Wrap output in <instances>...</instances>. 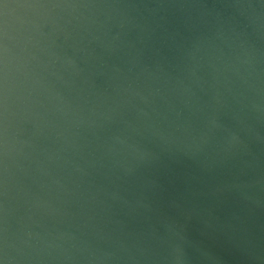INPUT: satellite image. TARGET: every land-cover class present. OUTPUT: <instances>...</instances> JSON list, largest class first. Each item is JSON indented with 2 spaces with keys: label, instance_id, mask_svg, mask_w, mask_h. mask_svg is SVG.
Returning a JSON list of instances; mask_svg holds the SVG:
<instances>
[{
  "label": "water",
  "instance_id": "water-1",
  "mask_svg": "<svg viewBox=\"0 0 264 264\" xmlns=\"http://www.w3.org/2000/svg\"><path fill=\"white\" fill-rule=\"evenodd\" d=\"M0 264H264V0H0Z\"/></svg>",
  "mask_w": 264,
  "mask_h": 264
}]
</instances>
